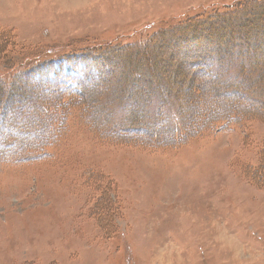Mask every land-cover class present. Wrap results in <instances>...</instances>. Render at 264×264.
Wrapping results in <instances>:
<instances>
[{
	"label": "rangeland",
	"instance_id": "374dc122",
	"mask_svg": "<svg viewBox=\"0 0 264 264\" xmlns=\"http://www.w3.org/2000/svg\"><path fill=\"white\" fill-rule=\"evenodd\" d=\"M246 1L0 0V75L10 79L6 72L16 68L24 75L15 76L10 89L3 90L7 82L0 81V96L15 102L1 113L0 126L5 123V128L0 134L7 137V127H15V134L27 132L14 148L48 136L41 123L44 119L46 125L53 112L46 103L55 102V89L39 85L30 67L41 65L40 60L57 64L62 56L71 59L69 55L107 47L102 51L105 64L126 68L123 50L115 54L120 45L125 49L135 42L153 53L150 65L142 57L131 60L137 67L129 76L133 95L125 89V75L104 73L111 86L101 88L99 102L93 97L96 119L91 125L107 130L137 122L144 130L161 129V138L174 124L168 117L187 126L185 142L177 146H164L157 139L150 143V137H106L89 127L80 106L71 103L64 131L44 156L31 151L24 161L14 155L0 157V264H264V97L242 99L230 81L239 78L225 69L248 47L238 38L244 46L222 56L212 49L215 44L202 37L192 41L179 29L154 41L180 21ZM257 11L255 23L264 19L263 10ZM254 22L232 31L255 28ZM148 36L152 40L146 43ZM49 49L54 53L44 55ZM195 66L201 68L191 72ZM145 68L168 95L158 96L161 106L145 102L138 82ZM56 69L59 74L61 66ZM62 71L75 69L64 63ZM205 71L218 75L211 87L223 94L214 99ZM146 77L152 80L148 72ZM43 100L49 102L41 108L37 104ZM232 104L238 116L225 113ZM214 110L224 114L208 121L206 113ZM14 114L13 120L4 121ZM204 119L207 126L201 125Z\"/></svg>",
	"mask_w": 264,
	"mask_h": 264
},
{
	"label": "trees",
	"instance_id": "16d2710c",
	"mask_svg": "<svg viewBox=\"0 0 264 264\" xmlns=\"http://www.w3.org/2000/svg\"><path fill=\"white\" fill-rule=\"evenodd\" d=\"M256 4L257 5L259 4L258 7H251L252 5H256ZM258 8L262 9L263 11L261 13L264 14V0H247L243 5H237V7L235 8L228 7L221 11L218 10L217 12L214 13L215 15L214 14L207 16L197 15L192 19H186L185 21H180L179 24L171 26L169 29L168 28L163 29L160 35H157V37L154 38V41L161 42V40L164 39V37H168L169 35L173 34L170 31V29H179L180 31L184 32L186 36H189V38H191L192 41L194 39H198L202 37L204 41H206L207 43L209 42L215 44V46L212 49L215 48L214 50H216V52L219 55L227 56V54L233 51L236 46H242V47L244 46V44L241 43V41L239 42L240 39L238 38L243 39L244 40L243 42H245L248 48L247 49L242 48L243 50L242 52L238 51L237 52L238 55L233 56V59L228 62V66L225 67V69H227L229 76L233 75V77L239 78V81H233V79H230V81L232 82L233 90L235 89L240 91L239 94L241 95L240 97L242 99L252 98L254 100L256 99V97L262 98L264 97V95L261 94L262 92H264V78L261 80L262 82H259L257 84L254 83L257 77L259 79V77L262 76V74H264V19L258 20L256 21V23L254 22V20L259 19L258 17L260 13L259 11H257ZM241 10L242 11L246 10L248 11L247 13L249 14L239 16L238 13ZM251 20L252 22H254V24L253 23L251 24L255 25V28H249V30L247 28L245 30L241 29L237 33H233L232 31L233 26H240V25L244 26L245 24H249ZM177 39L173 40V45H175ZM151 40L152 39L151 38L149 39L148 36L146 43ZM223 43L224 46L219 47ZM127 45L130 46L126 47L125 49H121L122 46L120 45L119 49H117V53L115 54L117 55L120 50H123L121 61L127 63L126 68H122L120 64H115L111 68H109L108 65L105 64V58L103 57L104 52L102 51H104V48L107 47H102L97 51L93 50L92 53H88L87 55L84 56H82L81 54L78 57L76 55L75 56L69 55L68 57H72L71 59H65L63 57H60L63 60L67 61L68 63H71V65L77 70V74L75 75L64 73L62 71V67H61V71H59V74H57L56 71L58 70L56 68L58 67H54V61L51 59L40 60L41 65H38L36 67H30V72L34 75L35 80L39 82V85H42L44 87H51L55 89L54 92L52 93V98L55 99V102L53 101V103H50L48 100H43L44 101L43 103L37 104L39 107L42 108V105H44L45 102H49L46 103L45 106L46 108L50 107L53 110L51 117H49L47 121V124L45 125L44 119L42 120L41 123V128H45L47 130L46 132H48V136H45L43 139L41 138L36 144H31L29 142L27 143L25 141L24 147L21 149H17L14 148L13 146L23 141L20 140V137L23 136V139H25L27 136V132L25 130H18V133L15 134V129H16L15 127H11V128L7 127L5 129V132L8 134V136L3 137L0 134V147L2 148V151H5V152L0 151V157L14 155L16 156V159L18 161L20 160L24 161L25 158L28 157L27 155H30L31 151H35L33 154L37 155L38 157L44 156L46 148L50 146V144L54 143L58 138V136L64 131L63 129L66 124L67 114L70 109L71 103H75L80 106V111L82 112V117L86 124L88 125L95 124L94 120L96 119V117L93 114L95 112V111L93 112V110L95 109L90 105V103H92L91 101H93V97H95L96 100L99 102L102 98V93H103L101 88L102 87L109 88L111 86V82L107 81L106 77L104 76L105 72L112 73L113 75H115L116 73L119 75L120 74L125 75L127 77V84L126 87L125 85L123 86L125 87V89H127V91L131 93L130 95H133L132 88L134 86L132 80L129 79V76L135 72L137 67H135V64L133 65L131 63V60L133 59L140 60L142 57L144 64L149 62L150 65V61L153 57V53L149 51L148 52L142 51L141 43L138 44L135 42V43H128ZM132 48L134 49L130 51ZM137 49H141V52L140 53L136 52ZM98 51H101V53H99ZM259 52L262 54V58L258 61V55L260 54ZM52 53L54 52L51 49H49L46 51V53H44V55L52 54ZM106 53L112 54L111 51H105V54ZM243 53H245L243 57L239 56V54H243ZM113 58L116 59V56H114ZM218 65L223 66V62H221ZM233 67H237L236 70L233 71ZM198 68L201 67H196V66L193 67V70L191 72H194L195 69L197 70ZM147 70L148 69L145 68L146 73L148 72L152 76V80L150 81L148 77H146V73H144V77L142 76L138 82L141 85L142 93L145 94L146 96L147 100L145 102H151L154 100V102L157 104V99L161 101L158 98L159 95L161 96V98L162 96L168 98V95H166L161 89L160 84L158 83V79L155 77L154 73H152L151 70L150 71ZM6 73L7 75L10 76V79H6V75H0V81L7 82V84L4 85L3 90L7 88L10 89L11 86L15 85L14 84L15 76H19L20 79H22L24 76L23 71H21L20 73L18 68H16V70L13 73H9V72ZM203 76L209 78V81L205 82L209 88L211 87V85L214 84V82L218 80V75L216 74V71L213 72L205 71ZM98 78L100 80H97ZM65 80L72 81L74 83V87L67 88L64 83ZM104 81L107 82L104 83ZM95 82H97V84L89 87L86 86L88 84H92ZM237 83L242 84L243 86L241 87L242 90H239L234 86L237 85ZM245 84H247V86H244ZM130 87L132 88L130 89ZM210 91H211V93L209 92L211 94L210 97H213V99L216 96L223 94V92L221 93L220 90H215L214 87H211ZM155 93L157 94L154 95ZM257 101L263 104L262 99H258ZM14 103L15 102H7L5 99V95L0 96V116L1 113L2 114L4 113L6 106L13 107ZM157 105L161 106V104H157ZM236 109H237V105L228 106L226 108L225 113L238 116L236 114ZM189 111L191 112L189 114L190 116L191 114H193V110L189 109ZM241 112L242 111H240V113ZM206 114H207L206 119H208L209 121L215 118L222 117L221 114H224V112H221L220 110H214L212 111V113L210 112ZM14 117H16L15 114L12 116L11 115L4 116L3 118L5 122H8L9 120H13ZM20 118L23 117L20 116ZM169 118L171 119V121H174L172 122L174 124H172L173 126H170L167 129L169 133L167 134L164 133L166 137H162V138L160 134L161 129L158 130L154 128V129L144 130L142 126H140V124H138L137 122L135 126H131V125L130 127L124 125L121 126L120 124L111 127L109 126L110 128L107 130L106 129L103 130V128L97 129L92 125L89 127L97 130L102 136L107 135L106 137H112V136L117 138L129 137V136H138V137H146V138L150 137L148 140L150 143L151 141L157 139L159 140L160 143L162 142L167 143L164 144V146H177L183 144L185 142L187 126L184 125L183 123L176 122V121H181L178 118L168 117L167 118L168 121ZM1 119L2 118H0V121ZM206 119H204L205 122H201V125L207 124ZM21 120L22 119H20L19 122H21ZM160 120H165V118L161 117ZM2 126H5V123L2 124ZM2 126H0V131ZM136 129H139L142 132H140L139 134H133V133L129 135L125 134L127 131L136 130ZM9 131H12L14 134L9 136ZM193 132H196V134H198L199 130L195 129ZM167 138H172L173 140L166 142L165 140ZM4 148L6 150H3ZM37 156H33V157H37Z\"/></svg>",
	"mask_w": 264,
	"mask_h": 264
}]
</instances>
